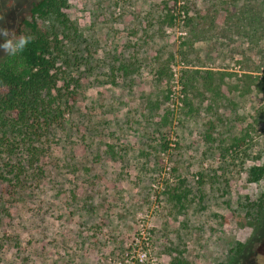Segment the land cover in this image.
I'll list each match as a JSON object with an SVG mask.
<instances>
[{
	"label": "rangeland",
	"instance_id": "rangeland-1",
	"mask_svg": "<svg viewBox=\"0 0 264 264\" xmlns=\"http://www.w3.org/2000/svg\"><path fill=\"white\" fill-rule=\"evenodd\" d=\"M29 1L0 0V28ZM215 2L68 0L66 26L37 19L55 119L32 156L3 144L0 264H264V178H248L264 166V81L240 71L256 47L234 34L181 45ZM186 68L214 89H183Z\"/></svg>",
	"mask_w": 264,
	"mask_h": 264
},
{
	"label": "trees",
	"instance_id": "trees-1",
	"mask_svg": "<svg viewBox=\"0 0 264 264\" xmlns=\"http://www.w3.org/2000/svg\"><path fill=\"white\" fill-rule=\"evenodd\" d=\"M67 1L30 0L26 16L14 21V32L31 35L33 39L16 57L0 54V154L7 149L2 148L3 144L10 146L16 141L27 145L30 156L34 155L36 145L32 142L38 141L55 119L52 115L57 91L55 57L50 37L38 28L37 19L54 18L66 26ZM214 1L218 3H211L189 17L190 34L181 45L193 47L195 41L234 34L256 47V60L241 61L240 71L243 74L256 72V77L264 81V0H231L226 7H221V0ZM219 10L225 12L223 20L217 18ZM181 76L185 78L182 84L185 90H192L198 83L207 90L214 89L210 72L201 75L200 69L186 68ZM248 174L249 181L256 182L264 178V166H250ZM172 264L186 262L175 258Z\"/></svg>",
	"mask_w": 264,
	"mask_h": 264
},
{
	"label": "clouds",
	"instance_id": "clouds-1",
	"mask_svg": "<svg viewBox=\"0 0 264 264\" xmlns=\"http://www.w3.org/2000/svg\"><path fill=\"white\" fill-rule=\"evenodd\" d=\"M32 39L31 35L17 34L8 28H0V53L8 57H16Z\"/></svg>",
	"mask_w": 264,
	"mask_h": 264
},
{
	"label": "built area",
	"instance_id": "built-area-1",
	"mask_svg": "<svg viewBox=\"0 0 264 264\" xmlns=\"http://www.w3.org/2000/svg\"><path fill=\"white\" fill-rule=\"evenodd\" d=\"M171 11H174V10H171ZM181 13H183L182 11H181ZM139 239H143V240H145V244L147 245L148 244V242L146 241L147 239H146V237H137L136 238V241H138ZM145 255H146V253L143 251V252H141V254H138V256H139V258H138V260L139 261H142L143 260V258H145Z\"/></svg>",
	"mask_w": 264,
	"mask_h": 264
}]
</instances>
